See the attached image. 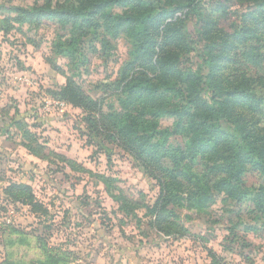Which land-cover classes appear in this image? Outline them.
Returning a JSON list of instances; mask_svg holds the SVG:
<instances>
[{"label":"rangeland","instance_id":"obj_1","mask_svg":"<svg viewBox=\"0 0 264 264\" xmlns=\"http://www.w3.org/2000/svg\"><path fill=\"white\" fill-rule=\"evenodd\" d=\"M97 1L0 0V264H264V170L256 167V155L252 162L246 155L240 161L241 201L226 189L203 191L201 197L162 193L164 187L123 146L113 125L130 112L128 82L155 76L149 60H157L168 37L177 38L180 47L173 42L167 50L179 55L183 71L208 74L199 17L212 22L215 54L224 49L229 57L225 68H217L218 81L264 75V45L263 57L254 61L261 52L264 12L260 22H247L258 36L249 38L256 50L235 37L243 16L264 0H199L197 13L165 4L173 12L165 24L174 25L165 31L149 23L153 56L137 53L138 25L116 28L114 19L147 10L141 0L105 6L106 17L86 23L80 40L81 20L45 17L31 24L8 9ZM162 12L159 8L153 18ZM72 40L79 42L70 46ZM260 99L256 110L252 102ZM227 105L236 120L222 121L225 131L235 128V121L247 129L264 127V87L258 85L249 100L231 99ZM160 124L172 129L174 118L162 117ZM186 141L184 134L168 139L173 146ZM260 149L264 156V141ZM190 164L196 190L203 180L216 181L209 169H221L212 161L205 170L199 157ZM20 184L32 192L13 188ZM159 213L164 233L155 227Z\"/></svg>","mask_w":264,"mask_h":264},{"label":"trees","instance_id":"obj_2","mask_svg":"<svg viewBox=\"0 0 264 264\" xmlns=\"http://www.w3.org/2000/svg\"><path fill=\"white\" fill-rule=\"evenodd\" d=\"M131 1V0H126ZM199 0H141V4L147 10L139 12V14H126L125 16H115L116 28L127 27L130 30L134 29L135 25L139 26V32L133 37L138 40L137 53L139 55H155V50L152 46L155 45L147 42L149 39L151 28L149 23L154 21L157 28L162 27L166 31L174 23L165 24V21L172 11H166L164 5L175 7V10L185 7L191 8L195 13L198 12L197 3ZM256 2V0H253ZM120 0H98L91 3L89 6H65L47 7L46 5L35 6L30 9L22 7H10L22 16L23 20L31 24L39 22L42 18H52L62 23L80 21L77 40L82 39L86 23H95L96 16L106 17L102 12L105 6L110 4H118ZM159 8L163 10L160 18H153ZM264 5H260L258 9L243 16V26L235 33L236 38L246 39L251 45L252 41L249 38L258 37L255 30L250 27L247 22L250 18L254 20L262 19ZM155 17H159L156 15ZM172 16L171 18H173ZM198 17V16H197ZM201 22L203 37L205 39L206 48L202 52V58L206 68L209 70L206 76L203 73L198 74L186 72L182 70L180 65V57L176 52L167 50L174 42L178 47L174 37H168L167 43L163 52L158 54L157 60L153 63L149 60L155 76L143 74L133 77L126 86V92L129 93L127 103L130 112L123 115L117 121H114V129L117 136L121 139L123 146L128 149L131 155L141 166L154 178H157L161 192L168 191L170 193L181 192L190 193L201 197L203 191L209 193L223 192L236 196L237 201H241L245 192L238 186L241 184V164L243 156H248V159L253 161L252 156H257L256 167H262L264 170V156L261 153L260 143L264 141V127L260 128L255 124L250 125L247 129L245 124L235 121V128L230 131H225L222 127V121L236 120L230 114H235L229 107L227 102L231 99L238 101L249 100L256 96V87H264V75H258L257 78L244 77L238 82H227L226 80L218 81L219 75L216 74L217 68L225 66L228 61L227 53L221 49L218 54H215L216 44L212 42L213 29L212 22L208 19L198 18ZM88 20V21H87ZM264 23V20H262ZM261 36L258 37L259 50L264 45V28L259 29ZM132 35V33H131ZM76 40L70 42V46L77 45ZM204 42V41H203ZM211 44V46H210ZM252 51L256 50V46L251 45ZM215 48V49H214ZM263 57L262 51L254 54V61H258ZM229 58V57H228ZM233 61V60H232ZM234 63V61H233ZM223 68V70H224ZM240 76L238 73L237 78ZM125 77L124 79H126ZM239 79V78H238ZM70 91V85L66 88ZM80 98H84V94L77 89ZM73 102L77 99L73 98ZM256 106V110H260L263 105V100H254L252 106ZM23 118V116L21 115ZM162 117L174 118L172 129L165 128L160 124ZM127 121V122H124ZM263 133L259 135L258 133ZM177 134H184L186 142L184 147L181 145L173 146L168 143L169 137ZM203 163V167L209 168V164L213 161L217 163L221 169H209L216 172V181L210 180L201 181V186L196 190L197 183H192L188 177V172L191 171L190 162H195L197 158ZM218 173V174H217ZM220 174H226L221 176ZM207 172L201 175L203 178L207 176ZM209 181V184H208ZM194 189H192V187ZM13 188H19L30 192L31 188L27 185H15ZM238 190L237 195L235 191ZM167 195L163 200L167 202ZM169 193V195H170ZM33 196V195H32ZM159 203L157 202V207ZM155 227L160 233L165 230L162 224V217L158 214ZM170 234V233H168Z\"/></svg>","mask_w":264,"mask_h":264},{"label":"built area","instance_id":"obj_3","mask_svg":"<svg viewBox=\"0 0 264 264\" xmlns=\"http://www.w3.org/2000/svg\"><path fill=\"white\" fill-rule=\"evenodd\" d=\"M59 104V103H58ZM59 105H66L65 103H60Z\"/></svg>","mask_w":264,"mask_h":264}]
</instances>
